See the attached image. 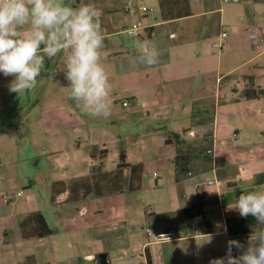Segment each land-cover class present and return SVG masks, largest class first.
I'll list each match as a JSON object with an SVG mask.
<instances>
[{"label":"crops","instance_id":"0c3cea01","mask_svg":"<svg viewBox=\"0 0 264 264\" xmlns=\"http://www.w3.org/2000/svg\"><path fill=\"white\" fill-rule=\"evenodd\" d=\"M129 3L133 5L134 0ZM153 3V12L140 14L139 8H131L126 10V16L117 15L115 20L108 18L102 24L105 48L101 63L111 84L110 105L117 110L113 103L119 102L125 111L145 112L157 122L153 130L161 163L156 170L144 168L142 188L148 178L167 186L168 191L166 202L165 197L149 202V210H145L149 225L146 232L150 229L161 234L173 233L175 239L169 242H191L197 256L202 254L205 240H210L212 253L209 255L214 253L216 257L221 249L227 248L229 240L236 239L227 231V220L241 216L231 206L241 193L264 191V1L190 0L192 15L173 21H163L158 0ZM116 20L124 21L121 30L110 28ZM137 21L146 27H155V37L147 41L154 42L160 52L157 65L137 62L139 45L143 42L140 38L130 37L129 44L116 38ZM216 25L221 28L216 40L221 33H227L219 50L221 54H215L205 38ZM63 61L64 54L53 60L46 59L44 71L51 66L53 70L45 75L42 71L37 78L38 91L43 89L45 101L48 95L55 100L62 91H68V81L59 71ZM53 75L58 79L49 84ZM12 80L13 77L0 73V108L10 95L17 96L9 91ZM248 87L257 93L246 97ZM29 91L21 93L23 98ZM125 101L129 102L128 106L124 105ZM54 110H45L41 120L56 133H60L64 124L87 120L89 116L82 118L77 113L75 116L69 105L64 111ZM12 125L13 122H5L0 140L2 134H12ZM94 144L102 146L97 147L99 150L106 149L104 141L96 140ZM91 160L94 165L96 161ZM56 183L52 184L50 206L62 217L63 211L59 208L77 201L69 200L68 192L55 194ZM23 195L16 197L17 201L5 211L0 207V264H37L33 240L44 246L46 254L49 238L56 236L53 229L45 237L25 236V232L33 229L32 224L23 226L30 215L39 212L46 221L47 218L39 206L18 212V207L22 209L24 203H29ZM199 196L203 198V215L197 216L195 211L187 213ZM208 229L212 232L207 233ZM64 238L68 242L63 241L65 256L62 257L61 251L58 256L66 264H95L103 253L108 255L109 264H132L128 258L134 255L122 244H116L117 250L112 254L103 248L100 240L88 241L87 249H82L73 231L68 230ZM51 240L60 250L61 242ZM151 240L143 245L147 264L149 247L168 242ZM108 248L112 249L113 244ZM151 259L153 262L152 256Z\"/></svg>","mask_w":264,"mask_h":264},{"label":"rangeland","instance_id":"374dc122","mask_svg":"<svg viewBox=\"0 0 264 264\" xmlns=\"http://www.w3.org/2000/svg\"><path fill=\"white\" fill-rule=\"evenodd\" d=\"M82 3H92L100 11L101 24L108 18L115 20L117 15L126 16L127 9L139 8L138 13L143 14L144 7L154 8L153 0H134L133 5L129 0H70L72 7H79ZM124 25V21L116 20L110 28L121 30ZM219 30L221 28L216 25L205 37L215 54L222 52L212 47ZM116 38L124 44L132 41L127 34H120ZM51 69L53 70V66L48 71L51 72ZM55 79L58 78L53 75L49 84ZM38 89L37 84L25 98L21 94L10 95L0 108V133L5 122L14 123L10 132L12 134L1 135L0 207L5 211L17 201L14 199L8 205L4 202L6 194H17L23 190L22 197L28 199L29 203H24L22 209L18 207V212L39 206L45 213L49 225L56 231V236L49 238L46 254L44 246H40L38 240H33L37 264H66L58 254L61 251L62 257L65 256L66 245L63 241L67 242L64 237L68 230L75 233V240L82 245V249H87L88 241L100 240L103 248L114 254L117 250L115 245L122 244L127 252L134 255L128 258V262L147 264L143 245L150 239L154 240L147 236L146 229L149 225L146 223L145 210H149V202L154 198L165 197V202L167 201V186H161L155 179L146 178L143 188L133 194L106 198L90 196L75 203H65L59 208L63 211L62 217L52 209L50 199L53 183L69 182L90 175L93 166L90 158L92 149L102 148L94 144L96 140L106 143L108 154L102 161L104 171L111 172L116 169L121 152L126 154L129 164H142L146 170H156L157 164L161 163L157 157L156 133L153 130L157 122L145 112L125 111L118 102L113 103L118 109L111 107L107 118L87 116V120H74L71 124H64L60 133H56L41 120L45 110L64 111L69 105L72 106L75 116L77 113L83 118L87 114L75 101L69 99L68 91H62L55 100L48 95V100L45 101L43 89ZM4 118L9 119L3 121ZM250 235L242 236L247 245ZM51 239L61 242L60 250L55 248ZM205 241L204 250L198 256L193 252L192 243L188 241H168L157 246L151 245L149 253L154 264H209L210 260L226 255L227 248H223L216 257L214 253L210 256L212 243L210 240ZM110 243L113 244L112 249L108 248ZM91 251L92 249L88 250Z\"/></svg>","mask_w":264,"mask_h":264},{"label":"clouds","instance_id":"9594fccd","mask_svg":"<svg viewBox=\"0 0 264 264\" xmlns=\"http://www.w3.org/2000/svg\"><path fill=\"white\" fill-rule=\"evenodd\" d=\"M100 16L92 3L72 7L65 0H0V73L13 77L9 91L19 95L35 89L46 59L64 54L59 71L68 81L69 99L85 114L107 118L111 84L101 63L105 35ZM159 57L154 42L140 43L139 64L157 65ZM231 208L243 218L253 217L259 227L246 249L229 240L226 255L209 264H264V191L241 193ZM233 248L240 255L234 256Z\"/></svg>","mask_w":264,"mask_h":264},{"label":"trees","instance_id":"16d2710c","mask_svg":"<svg viewBox=\"0 0 264 264\" xmlns=\"http://www.w3.org/2000/svg\"><path fill=\"white\" fill-rule=\"evenodd\" d=\"M264 1V0H262ZM65 3L70 5V0H65ZM158 7L160 17L163 21H173L192 15L190 0H158ZM156 35L155 27H148L144 29L139 38L143 41L153 39ZM257 91L251 87L246 88L245 96L252 97ZM107 149H97L94 147L91 152V158L96 163L92 166L91 174L89 176L80 177L71 180L68 183L58 182L55 184L54 193L61 194L63 192L69 193V200L79 201L86 199L89 196L103 197L107 195L136 192L141 190L144 166L142 164H129L124 152L119 154V163L114 171L107 172L103 170L102 161L107 156ZM195 211V215H203V198L199 199L192 209L187 210V213ZM25 224H32L33 229L30 232H25L26 237H45L53 233L52 228L46 221L45 217L37 212L30 215L24 222ZM255 219L251 216L247 218L237 217L229 218L227 220V231L230 236L236 237L231 240H238L244 244L245 249L247 244L243 238L237 239L239 236H247L257 228ZM212 232L208 229L207 233ZM234 256L240 255V251L233 248ZM148 264H153L150 253L147 250Z\"/></svg>","mask_w":264,"mask_h":264},{"label":"built area","instance_id":"2783aa9c","mask_svg":"<svg viewBox=\"0 0 264 264\" xmlns=\"http://www.w3.org/2000/svg\"><path fill=\"white\" fill-rule=\"evenodd\" d=\"M142 11L144 13H150V12H153L154 9L144 7L142 9ZM146 28H148V27L143 25L141 21H137V22H134V23L130 24L129 26H127L124 29V33L127 34L129 37L139 38L140 33ZM130 32L135 33V35H130ZM226 38H227V33L226 32L221 33L220 39L213 44V47L218 49V50H221L224 46V41ZM124 105L128 106L129 102L125 101ZM23 193H24V191L22 190V191L18 192L17 194H6L4 196V201L6 203H11L13 201V199H15L16 197H20ZM147 234L149 237L153 238L157 242L170 241V240L175 239L173 233H162L161 234V233H157V232H154V231H151L150 229H148Z\"/></svg>","mask_w":264,"mask_h":264},{"label":"water","instance_id":"95a60500","mask_svg":"<svg viewBox=\"0 0 264 264\" xmlns=\"http://www.w3.org/2000/svg\"><path fill=\"white\" fill-rule=\"evenodd\" d=\"M96 264H109L108 255L106 253L100 254L96 259Z\"/></svg>","mask_w":264,"mask_h":264}]
</instances>
